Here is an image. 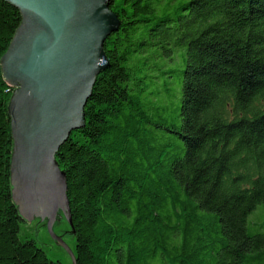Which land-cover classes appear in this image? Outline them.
<instances>
[{
  "label": "trees",
  "instance_id": "16d2710c",
  "mask_svg": "<svg viewBox=\"0 0 264 264\" xmlns=\"http://www.w3.org/2000/svg\"><path fill=\"white\" fill-rule=\"evenodd\" d=\"M109 9L120 29L85 127L56 154L76 264H264V0ZM22 21L0 0V264H62L20 239L12 195L15 88L1 60Z\"/></svg>",
  "mask_w": 264,
  "mask_h": 264
},
{
  "label": "water",
  "instance_id": "95a60500",
  "mask_svg": "<svg viewBox=\"0 0 264 264\" xmlns=\"http://www.w3.org/2000/svg\"><path fill=\"white\" fill-rule=\"evenodd\" d=\"M6 1L23 17L1 60L6 82L16 88L9 106L12 195L28 224L37 217L42 221L55 207L48 230L60 240L52 230L59 207L71 227L72 222L56 154L85 126V107L106 67L103 46L120 21L109 9L112 0Z\"/></svg>",
  "mask_w": 264,
  "mask_h": 264
},
{
  "label": "rangeland",
  "instance_id": "374dc122",
  "mask_svg": "<svg viewBox=\"0 0 264 264\" xmlns=\"http://www.w3.org/2000/svg\"><path fill=\"white\" fill-rule=\"evenodd\" d=\"M260 215V210H258L253 215V218H259ZM47 222L48 218L42 221L41 218H35L31 224L22 222L19 234L20 239L22 241H35L52 261L61 262L62 264H73L71 254L75 255L76 252V238L72 233L66 215L59 212L52 227L53 233L60 240L52 238L47 227Z\"/></svg>",
  "mask_w": 264,
  "mask_h": 264
},
{
  "label": "bare ground",
  "instance_id": "6f19581e",
  "mask_svg": "<svg viewBox=\"0 0 264 264\" xmlns=\"http://www.w3.org/2000/svg\"><path fill=\"white\" fill-rule=\"evenodd\" d=\"M56 202H57V201H56ZM59 205H60V204H59ZM54 209H55V207L53 208V210H54ZM53 210H52L51 212H53ZM59 212L64 213L61 207L58 208L57 213H56V217H57V215H58ZM51 215H52V213H51V214L49 213V216L46 215V216L44 217V219H45V218H48L47 227H48V224H49V222H50V220H51V219H50V218H51ZM56 217L53 219V223L55 222ZM37 218H40V217H37ZM53 223H52V224H53Z\"/></svg>",
  "mask_w": 264,
  "mask_h": 264
}]
</instances>
